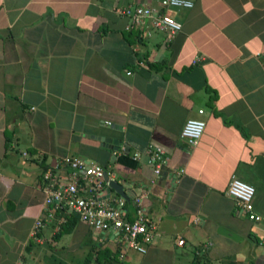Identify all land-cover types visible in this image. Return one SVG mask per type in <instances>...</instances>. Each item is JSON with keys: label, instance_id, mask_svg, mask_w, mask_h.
<instances>
[{"label": "crops", "instance_id": "obj_1", "mask_svg": "<svg viewBox=\"0 0 264 264\" xmlns=\"http://www.w3.org/2000/svg\"><path fill=\"white\" fill-rule=\"evenodd\" d=\"M161 1L0 0V264H101L108 254L119 264L115 232L78 218L69 231L45 220L30 234L44 218L41 173L65 155L109 171L128 218L139 197L155 224L126 264H264V0L167 7L181 24L171 37L129 28L119 13ZM188 118L204 121L192 146L179 137ZM150 145L166 158L158 175ZM231 176L254 187L255 220L227 194Z\"/></svg>", "mask_w": 264, "mask_h": 264}, {"label": "built area", "instance_id": "obj_2", "mask_svg": "<svg viewBox=\"0 0 264 264\" xmlns=\"http://www.w3.org/2000/svg\"><path fill=\"white\" fill-rule=\"evenodd\" d=\"M191 6L190 0H162L161 7L126 5L119 10V13L129 21V28H137L143 23H148L152 29L163 31L167 37H171L180 30L181 24L164 9L167 7L190 8ZM198 112L201 113V110ZM203 128V120L188 118L179 131V137L185 141L186 145L192 146L196 144ZM145 154L146 163L151 167L152 173L158 175L166 162L162 148L150 145L145 149ZM134 155L139 156V153L136 152ZM61 169H67V173L61 175ZM104 172H106L107 180L103 179ZM113 179L111 173L99 164L90 163L72 155L61 157L53 166L41 173L45 190L42 201L44 218L38 216L34 219L31 225V236L37 234L45 220H54L55 230H58L64 223L65 217L74 214L95 232L102 234L106 231L115 232L119 264H126L125 251L127 250L145 253L155 232V224L143 213L139 197L134 198L135 209L131 219L127 216L125 201L122 197L112 200L99 198V191L107 187L108 181ZM226 192L236 201L237 206L248 219H256L252 207L254 187L251 184L231 176ZM177 242L181 244L183 241ZM210 244L205 242L199 245L194 250V254L199 255Z\"/></svg>", "mask_w": 264, "mask_h": 264}, {"label": "water", "instance_id": "obj_3", "mask_svg": "<svg viewBox=\"0 0 264 264\" xmlns=\"http://www.w3.org/2000/svg\"><path fill=\"white\" fill-rule=\"evenodd\" d=\"M97 139H99L101 142L108 143V147L116 149V146H114V145L117 144V141L115 139H111V138L103 137V136H99ZM103 179L107 180L106 172L103 173ZM111 191H114L116 194H118L119 196L123 197L126 200L129 199V196L123 190L122 185L118 181H116L115 179L109 180L107 187H105L103 190L99 191V193H98L99 198L107 197ZM217 232L219 234L225 235V236L230 237L232 239L239 238L238 235H236L232 231H230L224 227H221V226L217 227Z\"/></svg>", "mask_w": 264, "mask_h": 264}, {"label": "trees", "instance_id": "obj_4", "mask_svg": "<svg viewBox=\"0 0 264 264\" xmlns=\"http://www.w3.org/2000/svg\"><path fill=\"white\" fill-rule=\"evenodd\" d=\"M76 221H77V216H75L74 214L67 215L65 217L64 223L61 225V229H60L59 232L71 230L72 226L75 224ZM249 236H251V235L249 234ZM106 254H108V253L106 252ZM106 257L107 258L105 260L101 261L102 262L101 264H106L107 262H110V259L114 258L115 257V254H110V255L108 254V255H106ZM193 257L196 260L197 255L194 254ZM84 264H87V261H85Z\"/></svg>", "mask_w": 264, "mask_h": 264}, {"label": "rangeland", "instance_id": "obj_5", "mask_svg": "<svg viewBox=\"0 0 264 264\" xmlns=\"http://www.w3.org/2000/svg\"><path fill=\"white\" fill-rule=\"evenodd\" d=\"M73 254V253H72ZM71 254V255H72ZM71 255H70V258H71ZM78 261V259H72V260H69V259H62L61 260V263H58V264H63V262H65V264H75L76 262Z\"/></svg>", "mask_w": 264, "mask_h": 264}]
</instances>
